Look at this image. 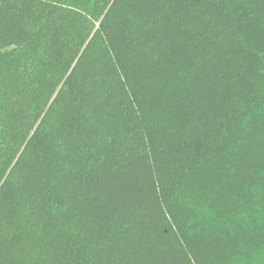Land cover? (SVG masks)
<instances>
[{
	"label": "trees",
	"instance_id": "obj_1",
	"mask_svg": "<svg viewBox=\"0 0 264 264\" xmlns=\"http://www.w3.org/2000/svg\"><path fill=\"white\" fill-rule=\"evenodd\" d=\"M0 264H264V0H0Z\"/></svg>",
	"mask_w": 264,
	"mask_h": 264
}]
</instances>
